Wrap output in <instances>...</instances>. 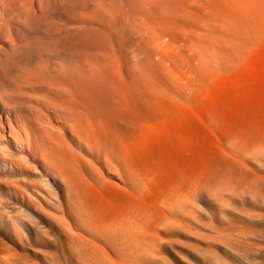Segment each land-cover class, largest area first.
I'll use <instances>...</instances> for the list:
<instances>
[{
    "label": "bare ground",
    "instance_id": "bare-ground-1",
    "mask_svg": "<svg viewBox=\"0 0 264 264\" xmlns=\"http://www.w3.org/2000/svg\"><path fill=\"white\" fill-rule=\"evenodd\" d=\"M261 62L264 0H0V193L48 179L94 233L140 241L211 187L257 220L229 230L264 264Z\"/></svg>",
    "mask_w": 264,
    "mask_h": 264
},
{
    "label": "rangeland",
    "instance_id": "rangeland-1",
    "mask_svg": "<svg viewBox=\"0 0 264 264\" xmlns=\"http://www.w3.org/2000/svg\"><path fill=\"white\" fill-rule=\"evenodd\" d=\"M262 67L257 66L251 83L260 75L257 83L262 81ZM250 81L242 82L240 88L255 94L258 86L253 89L252 83L249 89ZM40 185L44 195L33 194L32 200L13 190L0 193V264H258L247 263L249 259L238 248L242 240L235 237L242 236L229 230L257 220L217 198L211 187L196 194H177L164 208L167 218L152 228V234L142 232L138 241L122 227L94 233L75 210L63 209L51 181L44 179ZM241 198L234 197L236 204L260 205Z\"/></svg>",
    "mask_w": 264,
    "mask_h": 264
}]
</instances>
